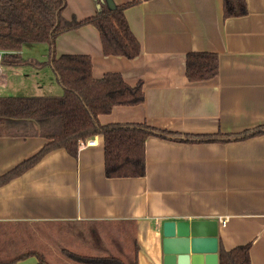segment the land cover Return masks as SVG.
I'll return each instance as SVG.
<instances>
[{"label": "crops", "instance_id": "obj_1", "mask_svg": "<svg viewBox=\"0 0 264 264\" xmlns=\"http://www.w3.org/2000/svg\"><path fill=\"white\" fill-rule=\"evenodd\" d=\"M110 1L112 6L130 2ZM140 1L126 12L142 48L135 61L105 57L92 26L58 38L57 56H90L95 79L121 74L132 87L144 83L145 103L114 109L100 118L103 126L145 124L181 136L146 141L143 178H107L102 136L77 156L54 151L0 187V225L132 223L138 264H163L176 242L166 237L171 235L166 224L222 220L218 256L221 247L232 251L250 245L252 264H264V135L237 142L186 138H229L264 127V0H245L247 15L229 20L224 19V0ZM66 2L67 21L96 14L97 0ZM29 52L48 59L45 45L24 49L23 57ZM193 53L218 56L215 79L187 80L186 58ZM63 94L51 69L0 66V98ZM16 125L0 136V178L48 143L23 137Z\"/></svg>", "mask_w": 264, "mask_h": 264}, {"label": "trees", "instance_id": "obj_2", "mask_svg": "<svg viewBox=\"0 0 264 264\" xmlns=\"http://www.w3.org/2000/svg\"><path fill=\"white\" fill-rule=\"evenodd\" d=\"M141 4L130 0L122 6H112L110 0H97L96 14L88 19L67 21L63 14L66 0H0V66L9 69H51L57 84L63 89L60 97L0 98V136L9 130L22 127L23 137H40L48 141L45 148L33 159L9 176L0 178V187L19 177L54 151L65 150L75 156L81 143L102 136L105 143V169L107 178L128 179L145 176V145L151 137L170 140L181 135L151 128L145 124H113L103 126L102 116L114 109L137 107L145 103L144 83L132 87L121 74H107L102 79L93 75L90 56H57V39L62 35L87 26L94 27L101 40L105 57L135 61L141 55V44L131 31L126 12ZM248 13L245 0H224V19L245 17ZM45 45L46 62L24 58V49ZM219 74V59L215 54L193 53L186 58V77L191 84L207 83ZM6 127V132L3 129ZM264 135V127L252 133L235 136L186 137L191 142L245 141ZM233 137V138H232ZM188 142V141H186ZM78 226L79 235L97 237L100 224L66 223ZM61 225V224H59ZM102 225V224H101ZM135 226L132 223H124ZM0 225V235L10 234L9 227ZM18 233L15 230L12 234ZM100 237V236H98ZM22 253L4 256L0 251V264H22L34 260L35 264H49L41 253L23 247ZM139 247L134 241L132 255L122 248L121 256L93 257L62 250L63 256L73 264H138ZM219 264H252L251 246L219 252Z\"/></svg>", "mask_w": 264, "mask_h": 264}, {"label": "rangeland", "instance_id": "obj_3", "mask_svg": "<svg viewBox=\"0 0 264 264\" xmlns=\"http://www.w3.org/2000/svg\"><path fill=\"white\" fill-rule=\"evenodd\" d=\"M39 46L43 45L32 47ZM26 58L35 62H44L32 52H29ZM8 229L10 234L5 237L0 235V251L4 256L22 253L25 246L44 255L49 264H73L63 256L62 250L79 255L108 257L110 255L121 256L118 251L120 252L123 248L132 255L135 235L132 226L106 223L98 226V236L100 237L95 238L92 236L80 237L81 228L68 224L22 225ZM15 230L18 231L16 235L12 234ZM33 263V261L26 262V264Z\"/></svg>", "mask_w": 264, "mask_h": 264}, {"label": "water", "instance_id": "obj_4", "mask_svg": "<svg viewBox=\"0 0 264 264\" xmlns=\"http://www.w3.org/2000/svg\"><path fill=\"white\" fill-rule=\"evenodd\" d=\"M166 237L175 239L163 258V264H219V222L193 221L165 225Z\"/></svg>", "mask_w": 264, "mask_h": 264}, {"label": "built area", "instance_id": "obj_5", "mask_svg": "<svg viewBox=\"0 0 264 264\" xmlns=\"http://www.w3.org/2000/svg\"><path fill=\"white\" fill-rule=\"evenodd\" d=\"M94 146H96L94 139H90L86 141L85 143H81L79 150H83V149L94 147ZM219 225L225 226V221H222V220L219 221Z\"/></svg>", "mask_w": 264, "mask_h": 264}]
</instances>
